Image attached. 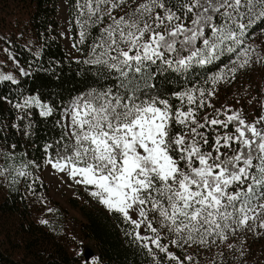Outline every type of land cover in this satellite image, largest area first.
Segmentation results:
<instances>
[{"label":"snow or ice","instance_id":"snow-or-ice-1","mask_svg":"<svg viewBox=\"0 0 264 264\" xmlns=\"http://www.w3.org/2000/svg\"><path fill=\"white\" fill-rule=\"evenodd\" d=\"M73 3L79 43L89 42L83 62L95 69L99 87L65 109L63 135L46 146L54 152L50 167L122 215L132 226L126 234L154 258L155 249L176 264L193 260L170 252L161 230L178 248H210L240 229L254 231L257 222L264 229V115L249 122L238 111L225 112V119L205 117L204 123L196 115L207 106L205 97L215 95L202 85L234 78L253 57L264 61L246 43L255 26L264 33V0ZM224 57L229 63L220 72L202 83L192 79ZM173 75L185 85L172 93L178 103L154 83ZM0 81L17 83L12 75ZM32 106L44 117L54 111L38 97L16 104ZM207 127L225 131L210 144L201 131Z\"/></svg>","mask_w":264,"mask_h":264},{"label":"trees","instance_id":"trees-1","mask_svg":"<svg viewBox=\"0 0 264 264\" xmlns=\"http://www.w3.org/2000/svg\"><path fill=\"white\" fill-rule=\"evenodd\" d=\"M20 1L23 7L29 9V25L39 49L35 53L19 44L17 56L21 65L29 70L28 74L16 79L15 84L0 81V161L2 168L8 172L7 190L0 200V212L21 219L18 235H22L19 238L18 235L12 236L14 241H9L12 232L9 228V239H0V264H88L93 257L97 258L99 264H176L163 252L153 250L156 253L154 258L140 247L126 234V231L131 232L132 226L122 215L98 205L80 204L76 199H73V205L81 210L85 218L83 222L74 221L76 229L78 227L82 238L89 242L81 256L73 257L58 242L52 243V248L42 250L43 245L36 235L38 231L30 223L25 225L29 204L25 192L33 190L38 195L46 191L47 184L41 173L49 154L54 155L46 146L54 145L63 135L65 109L77 96L98 88L99 84L95 82L94 68L67 53L62 40L59 0ZM73 5L71 0V8ZM223 64L225 62L217 61L216 64L197 69L192 79L202 83ZM181 79L173 75L170 79L160 77L154 83L165 90L170 102L178 103L172 93L185 86ZM26 97H38L41 103L54 109L53 114L44 117L40 115L41 109L36 106L17 108L16 104L23 103ZM197 119L204 123L201 117ZM231 130L230 126L227 131ZM201 131L208 135L211 144L216 132L222 133L225 130L207 127ZM18 171L29 175L19 176ZM261 230V237L253 239L260 238L264 245V229ZM44 242L47 245L49 243ZM20 249L24 251L25 257L18 260L13 250Z\"/></svg>","mask_w":264,"mask_h":264},{"label":"rangeland","instance_id":"rangeland-1","mask_svg":"<svg viewBox=\"0 0 264 264\" xmlns=\"http://www.w3.org/2000/svg\"><path fill=\"white\" fill-rule=\"evenodd\" d=\"M59 12L63 29L62 40L67 53L74 59L84 61L88 57L89 42L79 43V28L74 23L75 12L74 5L71 8V0H59ZM29 15V9L23 7L22 1L0 0V75H12L14 80L29 72L19 62L17 46L22 44L35 53L39 49L29 25ZM258 27H254L255 35L246 43L253 45L264 56V33H261ZM96 31L93 30V35ZM221 61L225 64L229 63L227 57L222 58ZM225 64L212 74L220 72ZM202 86L207 90L214 89L215 95L205 97L208 101L207 106L196 114L201 119L214 116L225 119V112L230 114L238 111L251 122L264 113V61H258L255 57L252 63L238 70L234 78L222 80L215 85ZM44 168L41 174L47 184L46 191L38 195H35L33 190L25 192L29 201L25 225L30 223L33 225L32 228L38 231L39 234L36 235L43 245L42 250L52 248L51 244L58 242L73 257L81 256L85 245L89 242L82 238L78 227L76 229L77 224L74 221L83 222L85 218L81 210L73 205V199L80 204L107 208L90 195L88 186L76 184L66 174L50 167L48 162ZM7 175L8 172L2 168L0 161V200L6 194ZM133 218H136L135 214ZM42 220H47L48 224L41 223ZM20 223L21 219L0 212V239H9L7 235L10 228L12 232L9 241H14L12 236L18 235ZM258 224L254 231H249L247 228L240 229L235 235L230 234L227 241L218 240L210 248L197 245L178 248L170 243L174 237L166 230H161L162 242L167 244L169 251L181 260H185L187 256L193 257L191 262L185 260V264H264V245L260 242V238L253 239L261 237L262 230L259 229ZM141 233L149 234L143 227ZM19 236L22 235H18V238ZM44 241L49 242L48 245ZM13 254L18 260L25 257L22 249L13 250ZM88 264H99V262L93 257Z\"/></svg>","mask_w":264,"mask_h":264}]
</instances>
